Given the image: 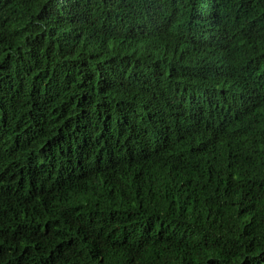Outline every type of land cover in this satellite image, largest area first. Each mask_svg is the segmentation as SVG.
<instances>
[{"label":"trees","instance_id":"obj_1","mask_svg":"<svg viewBox=\"0 0 264 264\" xmlns=\"http://www.w3.org/2000/svg\"><path fill=\"white\" fill-rule=\"evenodd\" d=\"M0 264H264V0H0Z\"/></svg>","mask_w":264,"mask_h":264}]
</instances>
